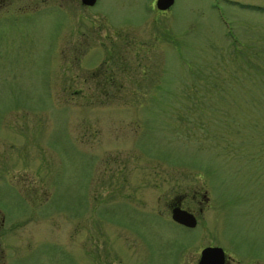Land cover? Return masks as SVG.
Returning <instances> with one entry per match:
<instances>
[{"label": "rangeland", "instance_id": "obj_1", "mask_svg": "<svg viewBox=\"0 0 264 264\" xmlns=\"http://www.w3.org/2000/svg\"><path fill=\"white\" fill-rule=\"evenodd\" d=\"M153 2L2 1L0 206L37 202L21 264H193L215 244L264 264V0ZM192 189L194 227L147 204Z\"/></svg>", "mask_w": 264, "mask_h": 264}, {"label": "flooded vegetation", "instance_id": "obj_2", "mask_svg": "<svg viewBox=\"0 0 264 264\" xmlns=\"http://www.w3.org/2000/svg\"><path fill=\"white\" fill-rule=\"evenodd\" d=\"M2 1L0 0V5H2ZM255 5V4H254ZM2 9H0L1 12ZM107 78V76H106ZM149 172L142 175V178L147 180L149 177ZM121 178L122 186L129 185L128 180L130 181V178H137V175H134L133 173L128 172V170H124L121 175H119ZM164 177V175L156 174L154 177ZM173 178H176L177 174H171ZM179 177V176H178ZM23 188V189H22ZM19 192L23 193L25 192L24 187H22ZM159 198V196H158ZM185 193H177L172 194L171 196H168V198L165 200L163 199L160 201L159 199L156 201H153L150 205L147 203L150 207V209L155 212L157 215L165 216V214L169 220L173 221L174 223L178 225H182L184 227H194L197 223L198 216H200V213L203 209L208 207L209 204V194L204 191H195L192 189V191L189 194V203L183 204L182 200L185 199ZM30 203L31 209L30 212L25 214L24 216L20 215L18 217L14 216L13 218H8L5 212L3 211L2 207L0 206V264H21V255L22 251H29L31 249V246L35 243L36 239H32L34 235H30L29 238H25L24 243L22 244V234L20 233L22 225H25L26 222H29L30 220L34 222L33 225H31V229L33 231H36V207L34 204L31 203V201H28ZM207 205V206H206ZM179 208L181 210L186 211L187 213L191 214L194 218L193 225H186L184 223H181L179 221H176L171 216V211L173 208ZM48 216V215H46ZM29 234H32V232H29ZM8 238V239H7ZM16 238V240H14ZM14 240V241H13ZM127 241L126 239H124ZM235 242L237 240L234 239ZM253 242L257 244L255 241H248ZM139 241L137 240H131L129 245L137 246ZM213 244V243H210ZM234 244H229L225 246H219V245H209L204 246L202 248H199L198 253L196 255V258L194 259L193 264H205V260L201 259V251L204 248H211L210 253L208 254V260L206 264H257V252L256 250L252 254V256H249L246 258H240L236 256L233 251ZM203 261V262H202Z\"/></svg>", "mask_w": 264, "mask_h": 264}, {"label": "water", "instance_id": "obj_3", "mask_svg": "<svg viewBox=\"0 0 264 264\" xmlns=\"http://www.w3.org/2000/svg\"><path fill=\"white\" fill-rule=\"evenodd\" d=\"M81 3L83 4H92L95 0H80ZM173 0H155L154 4H155V7L158 8V9H165L166 7H168L171 3H172ZM171 216L173 219H175L176 221H179L181 223H184L186 225H193L194 223V218L191 214L187 213L186 211L184 210H181L177 207L173 208L172 211H171ZM210 250L211 248H204L202 251H201V259L205 260V264L208 260V254L210 253ZM203 262V261H202Z\"/></svg>", "mask_w": 264, "mask_h": 264}]
</instances>
